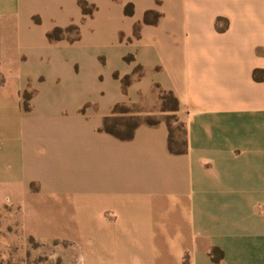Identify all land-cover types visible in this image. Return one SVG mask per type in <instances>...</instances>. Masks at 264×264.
<instances>
[{"label": "crops", "instance_id": "crops-1", "mask_svg": "<svg viewBox=\"0 0 264 264\" xmlns=\"http://www.w3.org/2000/svg\"><path fill=\"white\" fill-rule=\"evenodd\" d=\"M86 1L0 0V206L82 264H264V0ZM120 103L159 121L119 139L101 127Z\"/></svg>", "mask_w": 264, "mask_h": 264}, {"label": "trees", "instance_id": "trees-1", "mask_svg": "<svg viewBox=\"0 0 264 264\" xmlns=\"http://www.w3.org/2000/svg\"><path fill=\"white\" fill-rule=\"evenodd\" d=\"M79 4L82 7V10L85 14H92L94 6L90 5L86 0H79ZM127 13H133L134 7L132 4H129L126 7ZM152 12L146 14V21H151L149 15ZM48 38L50 41H58L61 39H68L71 42L77 41L80 38V27L77 24H72L66 28L56 27L48 32ZM129 58V57H128ZM254 77L258 80L264 79V69H256L254 71ZM132 81V76L127 75L123 78L124 87L130 84ZM25 97V108L30 109V98L31 93L26 91L24 94ZM160 99L163 105V111H170V114L167 115V121L169 125V139H168V148L170 152L174 154L186 153L188 150V141H187V129L185 122L179 117V100L171 91L162 90L160 92ZM133 106L130 104L120 103L114 107L113 113L110 116H107L102 124L101 130L109 132L122 140L132 139L135 135V131L143 119L134 115ZM132 113V114H131ZM176 119L181 121L182 127L184 129V138H180L176 135V131L172 125L171 120ZM144 121L148 124H156L159 119L158 117H146ZM216 252L219 254L217 255ZM212 256L215 260H220L223 258V251L216 247Z\"/></svg>", "mask_w": 264, "mask_h": 264}, {"label": "rangeland", "instance_id": "rangeland-1", "mask_svg": "<svg viewBox=\"0 0 264 264\" xmlns=\"http://www.w3.org/2000/svg\"><path fill=\"white\" fill-rule=\"evenodd\" d=\"M158 107L162 110V102ZM138 109L139 106H133V111ZM140 117L145 119L149 116ZM171 122L176 135L183 140L184 129L181 121L172 119ZM79 249V244L69 246L66 242L59 244L58 241L43 243L26 235L22 230L17 209L9 205L0 206V264H82L78 255Z\"/></svg>", "mask_w": 264, "mask_h": 264}]
</instances>
